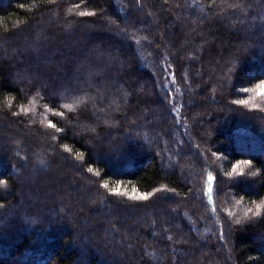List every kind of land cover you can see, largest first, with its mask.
Segmentation results:
<instances>
[{
	"label": "trees",
	"instance_id": "16d2710c",
	"mask_svg": "<svg viewBox=\"0 0 264 264\" xmlns=\"http://www.w3.org/2000/svg\"><path fill=\"white\" fill-rule=\"evenodd\" d=\"M262 84L264 0H0V264H264Z\"/></svg>",
	"mask_w": 264,
	"mask_h": 264
},
{
	"label": "snow or ice",
	"instance_id": "6c2138e0",
	"mask_svg": "<svg viewBox=\"0 0 264 264\" xmlns=\"http://www.w3.org/2000/svg\"><path fill=\"white\" fill-rule=\"evenodd\" d=\"M82 15H84V14L82 13ZM260 87H261L262 90H264V84H262ZM262 94H264V91H262ZM238 103H245V104H246L247 101H238ZM50 127H52V128H56V125L50 123ZM57 131H60V129H57ZM244 163H246V164H250L251 162H250V161H244ZM91 171H92V169L90 168V169H89V172H91ZM5 183H6L5 180L0 179V184H5ZM105 187H107V185H105ZM210 191H211V189H210ZM116 194L119 195L120 193L117 192ZM149 195H150V194L137 195V196H134L133 199H137V200H147ZM259 207H264V200H262V201L260 202V205L258 206V209H257V214H258ZM249 211H252V210L249 209ZM238 223H239V221H238Z\"/></svg>",
	"mask_w": 264,
	"mask_h": 264
},
{
	"label": "rangeland",
	"instance_id": "374dc122",
	"mask_svg": "<svg viewBox=\"0 0 264 264\" xmlns=\"http://www.w3.org/2000/svg\"><path fill=\"white\" fill-rule=\"evenodd\" d=\"M205 81H201L200 83L202 84V83H204ZM260 88V87H259ZM259 90L257 89V91H256V93H258V94H249V97L250 98H256V96H258V95H264V94H260V92H258ZM173 95V94H172ZM256 95V96H255ZM255 96V97H254ZM264 98V97H263ZM262 101H264V100H262ZM202 128H203V124H202ZM38 199V198H37ZM39 199H41V200H43L44 199V197L43 196H39ZM46 199H48V197L46 196ZM45 200V199H44ZM35 203H37L36 201H35ZM85 226V229H89L90 228V224L89 223H87L86 225H84Z\"/></svg>",
	"mask_w": 264,
	"mask_h": 264
}]
</instances>
